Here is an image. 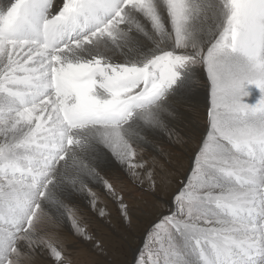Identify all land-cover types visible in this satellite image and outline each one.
<instances>
[{"label": "snow or ice", "instance_id": "6c2138e0", "mask_svg": "<svg viewBox=\"0 0 264 264\" xmlns=\"http://www.w3.org/2000/svg\"><path fill=\"white\" fill-rule=\"evenodd\" d=\"M201 89L205 133L134 264H264V0H0V264H72L45 209L102 254L65 202L102 183L130 227L98 169L159 200L137 149Z\"/></svg>", "mask_w": 264, "mask_h": 264}, {"label": "rangeland", "instance_id": "374dc122", "mask_svg": "<svg viewBox=\"0 0 264 264\" xmlns=\"http://www.w3.org/2000/svg\"><path fill=\"white\" fill-rule=\"evenodd\" d=\"M192 113L198 121H203L201 127H203L204 134L207 127V109L205 111V118L204 113L202 116L199 111H193ZM188 133L185 134L188 138L191 137L190 139L193 140L195 138L196 142L198 140L197 138H199L198 142L200 143L203 135L199 137V135H190ZM174 139L175 135L171 138V146L173 147L176 145ZM152 141H154L153 143L156 144L157 148L162 144L161 148L165 146L164 144H167L156 138H152ZM168 143L170 142L168 141ZM177 145L181 146V143L177 142ZM198 146H196V149ZM196 149L194 146L188 152L180 150L179 152L183 153V156L179 157L180 160L178 158H174V160L172 156L170 158V154L172 153H169L167 155L169 165H165L164 162H167V160H162L163 153L158 152V154L156 151L146 152L139 148L140 151H138L141 152L138 153L139 156L141 155L139 162L146 161L148 166H152L151 168L154 171L157 182L162 184V190L159 192V200L154 199L146 192L142 193L137 185L129 180L126 165H111V167H107L104 171L103 168L100 169L101 171L98 169L102 179L112 183L118 192H122L125 195L126 202L133 209L130 227L122 221L117 205L105 194L106 190L103 189L102 183L92 186V191L96 194V197L97 193L95 191H98L100 194L97 197L95 208L92 207L89 200L79 197L73 202H65L67 208L64 211H71L86 231L93 235L95 241L103 246L102 254L100 249L94 247L93 244L88 241H82L78 236L74 235L70 219H61L57 222L51 213L45 209V212L49 216L50 227L54 232V239L62 243L64 250L72 260V264H134V260L138 257V249L141 247L145 231L151 222L157 219L161 213L168 211V204L165 202L171 199V194L178 187L179 181L187 174L188 169L192 165L190 160H192ZM181 158L183 161H181ZM144 187H148L147 183H145ZM112 208H114L115 214L112 212ZM101 209L104 211L102 217L99 214ZM35 264H52V261L46 254L41 253L35 257Z\"/></svg>", "mask_w": 264, "mask_h": 264}, {"label": "bare ground", "instance_id": "6f19581e", "mask_svg": "<svg viewBox=\"0 0 264 264\" xmlns=\"http://www.w3.org/2000/svg\"><path fill=\"white\" fill-rule=\"evenodd\" d=\"M190 105L191 106H188V107H186L185 109H184V111H185V113H186V118L181 122V123H179V124H176V125H174L173 126V128H172V130H171V133L169 134V133H163V134H161V135H158V136H156L155 138L156 139H160L161 141H163L164 143H167V144H164L165 146L164 147H162L161 148V146L163 145L162 143V145L161 146H158V148H157V146H156V144H154L153 142L154 141H152L151 140V144H152V146L151 147H142L141 148V150L142 151H146V152H148V151H152V152H155L156 151V153H163V157H162V160L163 159H166L167 160V162H164L165 163V165L167 164V165H169L168 164V159H167V155H169V153H172V154H170V158H171V156L173 157V159L174 158H178L179 159V157H182L183 156V153H181V152H179L180 150H182V151H187L188 152V150L190 151L191 150V148H193L194 146H195V149H196V146H198L199 145V142H198V140H199V138H197L198 140H197V142L195 141V138H194V140L193 139H190V138H188L185 134H187L188 132L190 133V135L191 134H196V135H199V137L201 136V135H203V132H204V130H203V127H201V123L203 122H201V120L200 121H198L196 118H195V115H193V111H195V112H200V114L202 115L203 113H204V118H205V115L207 114H205V111H206V109H207V100H206V97H205V92H204V90L203 89H201L200 91H199V93H197L196 95H194L193 96V98H192V100L190 101ZM195 114V113H194ZM203 116V115H202ZM200 119V118H199ZM203 119V118H202ZM207 120V119H206ZM203 124V123H202ZM206 125V124H205ZM188 133V134H189ZM173 135H175V146L173 147V146H171V144H172V140H171V138L173 137ZM195 137V136H194ZM161 141H159V142H161ZM168 141L170 142V143H168ZM177 142L178 143H181V146L179 145H177ZM159 145V144H158ZM181 147H182V149H181ZM139 149H137V153H141V152H139L138 151ZM160 150V151H159ZM194 150V149H193ZM158 153V154H159ZM168 153V154H167ZM146 154V153H145ZM144 155V154H143ZM152 156V155H151ZM160 156V155H159ZM139 157H141V155L139 156V154H137V157H136V160L134 161L135 163H137V162H139ZM192 157V156H191ZM148 158V157H147ZM146 158V159H147ZM172 159V160H173ZM177 159V160H178ZM182 159V158H181ZM141 160V159H140ZM175 160V159H174ZM180 160V159H179ZM185 160V159H184ZM186 160H187V158H186ZM161 161V160H160ZM181 161H183V159L181 160ZM191 162H192V160H190ZM162 162V161H161ZM140 163V162H139ZM159 163V162H158ZM175 163V162H174ZM184 163V162H183ZM186 164V163H185ZM189 164V163H188ZM187 164V165H188ZM191 164V163H190ZM111 165H121V164H119L118 162H116L114 159H112L111 160V162H110V165H108V166H106V167H104L103 168V171H104V169H106L107 167H111ZM183 165V164H182ZM113 167V166H112ZM152 167V166H151ZM122 168V167H121ZM155 168V167H154ZM110 169V168H109ZM119 169V168H118ZM123 169V168H122ZM182 169V168H181ZM100 170V169H99ZM125 170V169H124ZM101 171V170H100ZM119 176V175H118ZM98 187V186H97ZM96 193H97V197H99V192L98 191H95ZM102 195V194H101ZM99 199V198H98ZM104 202V201H103ZM100 203V202H99ZM104 204V203H103ZM80 205V204H79ZM111 205V204H110ZM112 206V205H111ZM102 207V206H101ZM113 207V206H112ZM110 208V207H109ZM108 208V209H109ZM97 209V208H96ZM113 209V211L112 212H114V208H112ZM98 210H99V208H98ZM103 210V209H102ZM110 211V210H109ZM100 213V212H99ZM105 213H106V211H105ZM111 213V212H110ZM114 214H115V212H114ZM116 215H117V213H116ZM116 223V222H115ZM118 225V224H117ZM119 228V227H118ZM137 246V245H136ZM136 252V251H135Z\"/></svg>", "mask_w": 264, "mask_h": 264}]
</instances>
